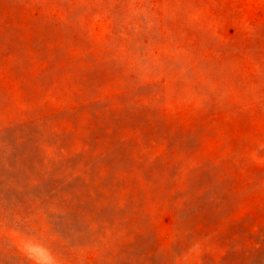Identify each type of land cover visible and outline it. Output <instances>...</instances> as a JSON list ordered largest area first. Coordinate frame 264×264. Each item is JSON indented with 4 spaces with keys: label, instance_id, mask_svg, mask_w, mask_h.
<instances>
[{
    "label": "rangeland",
    "instance_id": "1",
    "mask_svg": "<svg viewBox=\"0 0 264 264\" xmlns=\"http://www.w3.org/2000/svg\"><path fill=\"white\" fill-rule=\"evenodd\" d=\"M0 264H264V0H0Z\"/></svg>",
    "mask_w": 264,
    "mask_h": 264
}]
</instances>
